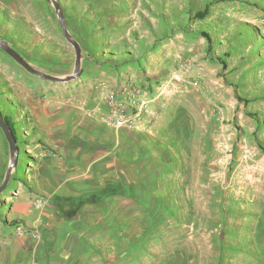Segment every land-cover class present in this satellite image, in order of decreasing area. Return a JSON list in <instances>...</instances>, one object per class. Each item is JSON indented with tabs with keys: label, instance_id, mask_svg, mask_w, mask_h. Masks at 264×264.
<instances>
[{
	"label": "rangeland",
	"instance_id": "1",
	"mask_svg": "<svg viewBox=\"0 0 264 264\" xmlns=\"http://www.w3.org/2000/svg\"><path fill=\"white\" fill-rule=\"evenodd\" d=\"M58 1L82 48L74 79L38 76L0 47V110L19 142L0 264H264V0ZM0 37L47 73L74 70L50 0H0ZM64 109L91 133L49 149L54 187L58 164L72 173L90 156L98 194L46 190L33 208L59 223H35L12 214L14 198L34 192L36 126ZM9 161L0 126V184Z\"/></svg>",
	"mask_w": 264,
	"mask_h": 264
},
{
	"label": "crops",
	"instance_id": "2",
	"mask_svg": "<svg viewBox=\"0 0 264 264\" xmlns=\"http://www.w3.org/2000/svg\"><path fill=\"white\" fill-rule=\"evenodd\" d=\"M55 103L59 104V106L64 105L65 103L64 94L58 93V95L56 96ZM64 110L66 111L57 110L58 111L57 116L55 113H52L53 111H51L54 117L52 119L51 126H49V123L47 121H45V124L41 125V127L39 125L36 126L35 129L36 134L40 136L44 140L43 142L45 143L44 144L41 143L42 141L40 140L35 141L34 143L33 142L29 143L30 147L36 153V160L35 162H33V167H32V174L34 178L32 182L35 183V185H33L34 192H32L31 190H25L23 187H19L20 189L19 193L17 196H15L14 203L12 206L13 215L28 217V219L34 221L35 223L38 222V217H39L42 218V222L44 221L45 224L52 225L53 223H59V221L57 222L56 218L54 217L56 212L53 210L52 207L46 206L41 216L40 214L36 215V211L33 208L34 207L33 201L35 197H40L45 193L46 190H50L53 188H56L57 190L58 189L63 190L62 188L63 186H61L62 184L69 186L72 189L73 191L72 195L75 198V201L80 200L82 197L89 196L93 194V192L98 194L97 192L98 190L93 191L90 188H87L90 187L92 182L91 179L93 177H95V179H99L100 176L99 169L96 171L95 176H93L91 172L92 159L90 156L87 157L88 158L87 161L85 160V158H83L81 160L83 166L82 167L75 166V169L73 170L72 173H70L72 169H70L67 165L58 164V167L63 168L61 169V171L63 172V175L65 174V176L63 179H61L62 184H59L58 186L54 187V183L56 182L53 181L55 179L53 173L55 171L57 163L53 158L54 154H51V151L49 149L51 147H60V148L66 147L69 139L73 138L75 136V133L83 132L82 134H85L86 130L89 133H91L90 128L86 129L84 125H80L81 120L82 121L85 120V114L76 112V114L73 116V113H71L70 110L67 109ZM43 112L44 110L38 113L37 118L44 117L43 115L45 114ZM101 118L102 116L99 115L98 120H101ZM71 122H73L74 124L72 125ZM28 135L30 136V133H28ZM17 143H19L18 140ZM70 194H66V195H70ZM67 228L68 227L65 224L63 226L64 231L62 236H64L63 238L64 243H68V247L66 248L65 251H67L68 256H70L69 249L71 245L70 242L72 240L71 238L73 232L71 230H68ZM3 235H4V230L0 229V237H2Z\"/></svg>",
	"mask_w": 264,
	"mask_h": 264
},
{
	"label": "water",
	"instance_id": "3",
	"mask_svg": "<svg viewBox=\"0 0 264 264\" xmlns=\"http://www.w3.org/2000/svg\"><path fill=\"white\" fill-rule=\"evenodd\" d=\"M50 1L53 4V6L57 12L58 19H59V25H60L61 29L63 30L64 37L75 49V65H74V70L72 73H70L68 75H64V76H59V75L47 73V72L37 68L36 66L31 64L28 60H26L14 47H12L2 37H0V47L8 55H10L16 62H18L23 68H25L26 70H28V71H30V72L38 75V76H41L45 79H49L52 81H59V82L69 81V80L74 79L80 72L81 62H82V48H81L79 41L72 36V34H71V32L67 26L65 14H64V9H63L62 5L60 4V2L58 0H50ZM0 126H1V129L5 135L8 143H9V147H10V161H9L8 167L6 169L3 181L0 184V193H1L7 187L9 180H10V177H11V174L14 170V167L17 164L18 155H19V146L17 143V139H16L15 135L13 134L8 122L5 119V115L3 114V112L1 110H0Z\"/></svg>",
	"mask_w": 264,
	"mask_h": 264
},
{
	"label": "trees",
	"instance_id": "4",
	"mask_svg": "<svg viewBox=\"0 0 264 264\" xmlns=\"http://www.w3.org/2000/svg\"><path fill=\"white\" fill-rule=\"evenodd\" d=\"M200 15L202 16V15H204V13H200ZM205 35H207L206 33H204ZM208 36V35H207ZM2 111V110H1ZM3 112V111H2ZM4 114V113H3ZM5 115V114H4ZM5 119H6V121L8 122V124H9V126H10V128H11V130H12V132H13V134L15 135V137H16V133H15V130H14V128H13V124L11 123V121H10V119L5 115ZM16 139H17V137H16Z\"/></svg>",
	"mask_w": 264,
	"mask_h": 264
}]
</instances>
